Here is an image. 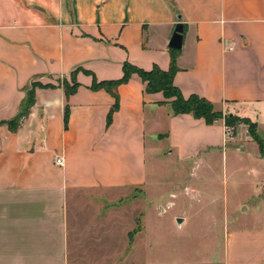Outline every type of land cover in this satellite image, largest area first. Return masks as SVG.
Segmentation results:
<instances>
[{"label": "crops", "instance_id": "1", "mask_svg": "<svg viewBox=\"0 0 264 264\" xmlns=\"http://www.w3.org/2000/svg\"><path fill=\"white\" fill-rule=\"evenodd\" d=\"M178 16L174 86L249 120L264 152V0H0V264H87L69 261L68 199L143 186L147 141L155 153L166 141L178 162L224 147L223 119L174 116L136 74L115 90L91 87L119 80L124 63L168 70ZM30 88L34 103L12 130ZM235 138L256 183L258 144ZM230 239L235 249L217 264H264V234L252 235L250 250L243 230Z\"/></svg>", "mask_w": 264, "mask_h": 264}, {"label": "rangeland", "instance_id": "2", "mask_svg": "<svg viewBox=\"0 0 264 264\" xmlns=\"http://www.w3.org/2000/svg\"><path fill=\"white\" fill-rule=\"evenodd\" d=\"M239 126L247 133L237 132ZM250 126L234 119L228 126L232 136L222 149L186 162L167 154L166 141L160 142L164 151L157 153L147 141L143 186L70 197L69 261L217 264L227 247L235 249V239L229 237L240 230L248 236L246 248L252 249V235L264 234V168L255 165L259 172L254 183L244 170L250 161L235 157V137L249 136ZM258 151L260 155L259 146Z\"/></svg>", "mask_w": 264, "mask_h": 264}, {"label": "trees", "instance_id": "3", "mask_svg": "<svg viewBox=\"0 0 264 264\" xmlns=\"http://www.w3.org/2000/svg\"><path fill=\"white\" fill-rule=\"evenodd\" d=\"M178 18L180 20V16H178ZM169 52L171 56L170 65L168 70L166 71L159 69L157 66H153L152 69H150L149 71H144L130 65L129 63H124L122 66V77L119 80L102 83H95L93 81L91 87L92 89H99L105 87L110 89L112 88L115 90L117 86L128 82L132 74H136L144 84L145 93H161L164 99L169 100L167 104H169L172 110V114L174 116L182 114H191L195 118L203 119L206 125H212L218 120L223 119L225 126L231 125L233 120L237 117L231 115H223L221 112L215 111L212 103L196 95H192L187 99H185L181 95L180 91L173 84L174 75L178 70L175 62L178 50H173L169 48ZM32 89L33 88L28 89L26 97L22 101V104L16 117L8 122L12 130L18 127L20 121L27 116L30 107L34 103V94ZM114 97L116 99L115 93ZM115 107L116 103L114 107L110 110L108 118ZM237 119L239 120L240 118ZM240 120L244 121L247 124H252L249 120ZM252 125L253 126H250L249 136L253 141L258 144L260 155L264 160V153L262 150L263 141L258 137L257 133L255 132V125Z\"/></svg>", "mask_w": 264, "mask_h": 264}, {"label": "water", "instance_id": "4", "mask_svg": "<svg viewBox=\"0 0 264 264\" xmlns=\"http://www.w3.org/2000/svg\"><path fill=\"white\" fill-rule=\"evenodd\" d=\"M182 34H183V25L180 23V20L178 18V23L176 24L174 31L170 37L168 48L173 50H180L182 47Z\"/></svg>", "mask_w": 264, "mask_h": 264}, {"label": "built area", "instance_id": "5", "mask_svg": "<svg viewBox=\"0 0 264 264\" xmlns=\"http://www.w3.org/2000/svg\"><path fill=\"white\" fill-rule=\"evenodd\" d=\"M223 133H224V139H225V141H226V138L232 136L231 129H230V127H228V126H224V128H223ZM54 164H55L56 166H60V167H61V166L63 165L62 157H59V156L55 157V158H54Z\"/></svg>", "mask_w": 264, "mask_h": 264}]
</instances>
